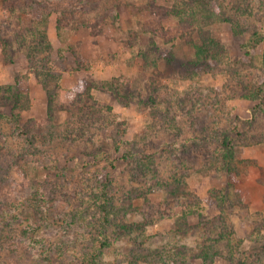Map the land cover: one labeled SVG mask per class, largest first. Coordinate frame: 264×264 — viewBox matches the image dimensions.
<instances>
[{
	"label": "rangeland",
	"instance_id": "1",
	"mask_svg": "<svg viewBox=\"0 0 264 264\" xmlns=\"http://www.w3.org/2000/svg\"><path fill=\"white\" fill-rule=\"evenodd\" d=\"M191 1L0 0V85L28 93L0 118V264H264V0H206L237 28ZM87 85L111 108L65 137Z\"/></svg>",
	"mask_w": 264,
	"mask_h": 264
},
{
	"label": "trees",
	"instance_id": "2",
	"mask_svg": "<svg viewBox=\"0 0 264 264\" xmlns=\"http://www.w3.org/2000/svg\"><path fill=\"white\" fill-rule=\"evenodd\" d=\"M192 7L191 10L194 12L193 15H197L198 12L201 11V14L204 11H211V13H213V15L218 19H222L224 21H228V22H235L233 23V26L237 28V20L234 18V15L232 16L231 14L227 13L224 11L223 8H221L218 4V6H215L214 3L213 5H210V1H206V0H192ZM246 4L242 7L239 4V0H237V4L234 5V10L236 11V15H242V13L247 12L249 10V7L252 3V0H246L245 2ZM210 5V6H209ZM183 9L185 8H181L180 10H177V12L180 11H184ZM205 17V16H203ZM236 17V16H235ZM238 18V17H237ZM206 19V18H205ZM207 20V19H206ZM206 20L202 23H206ZM208 22V21H207ZM57 23H59V18L57 19ZM202 23L199 24L198 28L202 27ZM31 33L33 35V37H35V41H34V47L33 48H37L38 50H43L44 51H49L52 47V43L50 41L49 35H48V30L47 27H43V28H36L34 30H31ZM196 44V43H195ZM196 51L199 55L203 54L202 52L205 51H209L207 49L204 48L203 45L201 44H196ZM26 57L27 59H33L32 58V54L30 53H26ZM40 67H44L43 64ZM47 69H45V75L44 77H51V78H55L56 82L54 84V87H48L46 85V81H42L41 83L43 84V86L45 87V90L47 92L48 95V101H49V105H50V109L56 105L57 103L59 104L60 100V89H61V84L59 82L60 80V75L59 74H55L53 71H51V69L49 68V66H45ZM16 84H6V85H0V91L3 92V96L7 97L9 99L12 100V112H4L0 110V118H5L8 120H11L16 127L19 126V121H20V114L19 112H16L15 109H17L19 107L20 104V100L21 98L24 96L26 101H28V93H25L22 91L21 87H20V82L18 80H16L15 82ZM91 85H87L82 91L77 92L76 94V102H80L81 105L78 106L77 110L73 111L71 113V115L66 119L65 123H64V128L63 130V134H65V137H68L69 135H71L76 129L78 130V135L82 133V131L84 130V127H87L88 125L86 124L89 121V117L94 114L95 112H97L98 110H102L103 108L105 109H110L111 106L110 105H99L98 101L93 97L92 93H91ZM60 105L63 107L64 103L60 102ZM96 109V110H95ZM84 116V118H83ZM138 163H141V161L139 160ZM143 164V163H141ZM148 165V164H146ZM223 197L222 200H220L221 203H223L228 197H226L225 195L221 196ZM220 202H218L220 204ZM221 205V204H220ZM189 207L191 209V212H193V208H194V204L190 203ZM103 208H104V215L103 218L104 220H106V226H108L109 224H111L112 226V231L114 233H121L123 231H130L133 229H136L139 227L138 223H126V222H117L115 219H112V208H110L109 205V201L106 200V202L103 203ZM199 218L204 219V216L202 212H198L197 213ZM114 215V214H113ZM104 223V222H103ZM13 224V220L11 218H8L7 221L5 223H3V227H12ZM0 232H3V230L0 228ZM113 233V234H114ZM210 232L207 234L206 239H210ZM102 245H109L110 241H106V242H101ZM207 245V243H206ZM210 245V244H209ZM212 247V245H210ZM210 248V247H209ZM203 253H204V257L207 261V259H209L211 257V254L209 251L206 250V248L203 249ZM161 254V252H160ZM172 258V262L177 263L176 258L175 257V253H173V255H171ZM84 258L87 260L86 264H98V261L96 260V256L94 254V251H87L84 253Z\"/></svg>",
	"mask_w": 264,
	"mask_h": 264
},
{
	"label": "water",
	"instance_id": "3",
	"mask_svg": "<svg viewBox=\"0 0 264 264\" xmlns=\"http://www.w3.org/2000/svg\"><path fill=\"white\" fill-rule=\"evenodd\" d=\"M263 65H264V50H263Z\"/></svg>",
	"mask_w": 264,
	"mask_h": 264
}]
</instances>
